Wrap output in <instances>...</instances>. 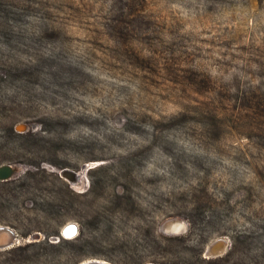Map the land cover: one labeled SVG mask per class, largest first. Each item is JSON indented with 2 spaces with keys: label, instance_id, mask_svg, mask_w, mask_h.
Instances as JSON below:
<instances>
[{
  "label": "rangeland",
  "instance_id": "rangeland-1",
  "mask_svg": "<svg viewBox=\"0 0 264 264\" xmlns=\"http://www.w3.org/2000/svg\"><path fill=\"white\" fill-rule=\"evenodd\" d=\"M4 165L0 264H264V0H0Z\"/></svg>",
  "mask_w": 264,
  "mask_h": 264
},
{
  "label": "water",
  "instance_id": "water-1",
  "mask_svg": "<svg viewBox=\"0 0 264 264\" xmlns=\"http://www.w3.org/2000/svg\"><path fill=\"white\" fill-rule=\"evenodd\" d=\"M25 129V131L27 130L26 126H20L18 127V131L22 132L21 130ZM24 132V131H23ZM19 173V169L17 167L14 166H10V165H4L0 167V182H7L10 181L11 179H13L17 174ZM62 177L70 180L71 182H77L79 179V175L76 174L75 172H72L70 170H64L62 172ZM174 223V222H173ZM77 225L75 224H70L67 227H65L64 231H63V237L68 240V239H73L78 235V230L79 228H76ZM78 227V226H77ZM167 227H164V231L167 232ZM75 228V231L73 230ZM72 229V236L68 237L66 235L68 230ZM21 243V239L19 237V234L12 229L11 227H7V226H0V251H6L9 249H13L15 246L19 245ZM221 244L224 243H217L215 245H213L210 250L209 253L211 255H215L218 252H220L225 245H223V247L221 249H218V246H220ZM81 264H111L108 263L107 261H102V260H98V259H91L88 261H85Z\"/></svg>",
  "mask_w": 264,
  "mask_h": 264
},
{
  "label": "bare ground",
  "instance_id": "bare-ground-1",
  "mask_svg": "<svg viewBox=\"0 0 264 264\" xmlns=\"http://www.w3.org/2000/svg\"><path fill=\"white\" fill-rule=\"evenodd\" d=\"M22 132L23 131H25V129H23L22 128V130H21ZM70 225V224H69ZM68 226V225H67ZM66 226V227H67ZM76 228H78L77 226H76ZM184 229V224L183 223H181V222H175V223H173V224H169L168 225V227H167V232H169V233H179V232H181L182 230ZM74 231H75V228L73 229ZM78 232H79V230H78ZM72 229L70 230H68L67 231V233H66V235L68 236V237H70V236H72ZM223 245L224 244H221L220 246H218V249H221L222 247H223Z\"/></svg>",
  "mask_w": 264,
  "mask_h": 264
},
{
  "label": "trees",
  "instance_id": "trees-1",
  "mask_svg": "<svg viewBox=\"0 0 264 264\" xmlns=\"http://www.w3.org/2000/svg\"><path fill=\"white\" fill-rule=\"evenodd\" d=\"M4 183H7V182H4ZM47 245H49V246H52L51 244H47ZM38 245H36V244H27V245H25V246H20V247H18V248H15V249H13V250H11L12 252H25V251H27V249L28 248H35V247H37ZM53 247V246H52Z\"/></svg>",
  "mask_w": 264,
  "mask_h": 264
},
{
  "label": "flooded vegetation",
  "instance_id": "flooded-vegetation-1",
  "mask_svg": "<svg viewBox=\"0 0 264 264\" xmlns=\"http://www.w3.org/2000/svg\"><path fill=\"white\" fill-rule=\"evenodd\" d=\"M74 239V238H73ZM68 240H71V239H68Z\"/></svg>",
  "mask_w": 264,
  "mask_h": 264
}]
</instances>
